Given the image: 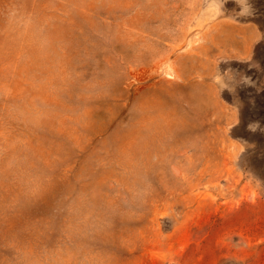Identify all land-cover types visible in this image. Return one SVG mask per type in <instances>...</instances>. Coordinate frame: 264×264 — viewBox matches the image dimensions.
Wrapping results in <instances>:
<instances>
[{
    "label": "rangeland",
    "instance_id": "obj_1",
    "mask_svg": "<svg viewBox=\"0 0 264 264\" xmlns=\"http://www.w3.org/2000/svg\"><path fill=\"white\" fill-rule=\"evenodd\" d=\"M0 264H264V0H0Z\"/></svg>",
    "mask_w": 264,
    "mask_h": 264
}]
</instances>
